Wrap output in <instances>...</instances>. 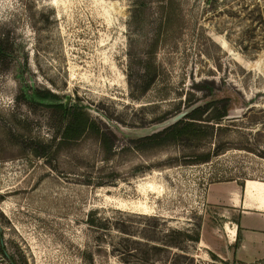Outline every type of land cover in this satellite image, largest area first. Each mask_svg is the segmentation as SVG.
Returning a JSON list of instances; mask_svg holds the SVG:
<instances>
[{
  "label": "rangeland",
  "instance_id": "374dc122",
  "mask_svg": "<svg viewBox=\"0 0 264 264\" xmlns=\"http://www.w3.org/2000/svg\"><path fill=\"white\" fill-rule=\"evenodd\" d=\"M136 1L0 0V264H132L116 249L122 221L156 235L199 223V241L152 264H264L242 247L236 215L205 195L254 180L264 209V0ZM142 61L155 77L138 96L129 76ZM20 78L80 106L88 126L63 139L61 114L24 101ZM203 85L231 93L242 115L205 121L222 110L206 107L195 149L150 137L208 100ZM192 149L208 160L185 161Z\"/></svg>",
  "mask_w": 264,
  "mask_h": 264
},
{
  "label": "trees",
  "instance_id": "16d2710c",
  "mask_svg": "<svg viewBox=\"0 0 264 264\" xmlns=\"http://www.w3.org/2000/svg\"><path fill=\"white\" fill-rule=\"evenodd\" d=\"M146 2L144 0L136 1L137 7L144 6ZM240 51H244L245 48L239 47ZM139 64L138 69L130 72L131 83L134 85V88L139 91V95H143V93L149 88V86L153 83L155 72L154 70H150L149 66L144 64L142 61L137 62ZM19 96L26 101L27 103H38L42 106H51L58 113L61 114V117L65 120V132L63 133V139L66 138H74L77 135L75 132L81 126L82 128L88 126V119L85 116V113L81 110V107L76 104H69L68 106H64L59 95L54 92L49 91L48 89L42 88H30L29 85L25 82L24 79L20 78L19 81ZM207 89V93L205 96L208 98L207 102L204 106L198 107L188 113L184 118L175 122L172 125H169L165 129L160 132L151 135L150 137H163L164 140L168 139L169 141H174L176 144H180L184 148H193L195 149L201 140L207 135L208 127L206 123H200L194 121L196 119L201 120L200 116L203 113L204 109L213 103H221L222 110L215 111L211 117H216L222 114V111L231 106V104L235 101V97L232 96L229 92H224L221 96L220 94L214 92L212 86L203 85ZM187 118V119H186ZM193 119V120H191ZM115 135V134H114ZM149 138V137H148ZM220 146H216L215 151L219 150ZM184 155L185 161L188 163H197V162H205L209 158V154L203 153H195L194 150ZM152 219L155 220L154 228L157 226L158 219L155 216H151ZM125 222H121V226L116 224V228L123 235L120 237L117 245L120 252L123 255H132L134 256V261L132 264H152L153 261H156L157 252L166 250L168 248H179L182 249L185 241L191 240L193 242L199 241V223L196 225V229L193 232H189L187 229H177V228H168L165 230H161L157 232L153 230L152 233H144L146 228H140L138 232H131L128 224H124ZM89 224L97 225L92 220H90ZM99 226L104 227L103 224H99ZM239 230V226H237V231ZM133 233L141 234L140 239L144 238L146 241H140V239H136L133 242L138 245L143 246V248L132 247L128 242L129 238L126 234L131 235ZM238 238H236L237 241ZM0 250H3V247L0 244ZM133 250V251H132Z\"/></svg>",
  "mask_w": 264,
  "mask_h": 264
},
{
  "label": "crops",
  "instance_id": "0c3cea01",
  "mask_svg": "<svg viewBox=\"0 0 264 264\" xmlns=\"http://www.w3.org/2000/svg\"><path fill=\"white\" fill-rule=\"evenodd\" d=\"M214 184L219 185L220 189L211 191L210 186ZM221 189L223 190L221 191ZM246 191V185L241 186L235 179H230L209 184L205 195L208 203L226 206L227 213L232 212L233 215H236V219L228 222L236 229L239 226L244 242L242 247L246 248L248 244H250L249 246L256 245L257 249H252L250 252L258 254L264 251V209L256 204L257 198H251ZM256 217L258 221H254ZM250 232L254 234H250Z\"/></svg>",
  "mask_w": 264,
  "mask_h": 264
},
{
  "label": "water",
  "instance_id": "95a60500",
  "mask_svg": "<svg viewBox=\"0 0 264 264\" xmlns=\"http://www.w3.org/2000/svg\"><path fill=\"white\" fill-rule=\"evenodd\" d=\"M63 104L66 107L67 106V100H65L63 102ZM201 104H202V102H198L196 104H193V105L181 110L180 112L176 113L175 115L171 116L170 118H168L165 121L161 122L160 124L156 125V127H151L150 129H148V131L158 130L160 128H165V127H168L169 125L174 124L175 122L184 118L188 113H190L193 109L200 106ZM244 110H245L244 107L234 108V109L229 108L225 111L224 114H222L220 116V119H232V118L240 117L242 115V113L244 112Z\"/></svg>",
  "mask_w": 264,
  "mask_h": 264
},
{
  "label": "flooded vegetation",
  "instance_id": "af4514ba",
  "mask_svg": "<svg viewBox=\"0 0 264 264\" xmlns=\"http://www.w3.org/2000/svg\"><path fill=\"white\" fill-rule=\"evenodd\" d=\"M206 102H207V100H204V101L202 102V104H201L200 106H198V107H202V106H204ZM233 103H234V102H233ZM235 106H236V105H235ZM198 107H196V108H198ZM230 107H231V106H230ZM230 107L224 109V110L222 111V114H224L225 111H226L227 109H229ZM233 107H234V106H233ZM196 108H195V109H196ZM193 110H194V109H193ZM202 114H203V113H202ZM202 114H201L200 118L202 117ZM222 114H220L219 117H220ZM209 117H210V119L212 118V117H211V114H210V116H207V119H206L205 121H208V120H209V119H208ZM186 119H187V118H186ZM191 120H193V119H191ZM194 121H197V122H198V121H201V120L196 119V120H194Z\"/></svg>",
  "mask_w": 264,
  "mask_h": 264
},
{
  "label": "bare ground",
  "instance_id": "6f19581e",
  "mask_svg": "<svg viewBox=\"0 0 264 264\" xmlns=\"http://www.w3.org/2000/svg\"><path fill=\"white\" fill-rule=\"evenodd\" d=\"M247 182H248V187H247V193H249V190H250V187H253V183H260V182H258V181H254V180H247ZM264 182V181H263ZM261 184V183H260ZM256 189V188H255ZM257 190V189H256ZM253 191V190H252ZM258 193V192H257ZM256 193V194H257ZM252 198V197H251Z\"/></svg>",
  "mask_w": 264,
  "mask_h": 264
}]
</instances>
